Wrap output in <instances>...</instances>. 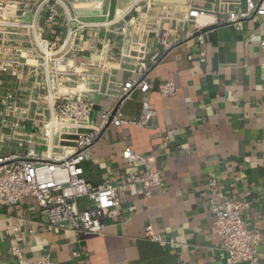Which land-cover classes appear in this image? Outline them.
<instances>
[{"label":"crops","instance_id":"1","mask_svg":"<svg viewBox=\"0 0 264 264\" xmlns=\"http://www.w3.org/2000/svg\"><path fill=\"white\" fill-rule=\"evenodd\" d=\"M192 4L214 8L220 23L227 11L244 7L222 0ZM193 32L191 23L171 31L169 42L179 43L148 75L155 84L173 82L178 95L136 93L120 111L138 117L141 102L147 101L158 112L151 127L107 126L91 149V160L82 165V177L96 186H118L148 169L161 173L162 184L152 188L150 196L140 185L135 194L121 191L120 205L103 221L104 234L89 238L45 227L33 197L0 207V264H18L16 250L29 261L49 257L54 264H231L215 229L210 205L214 195L221 202H249L247 226L264 233V17L258 23L246 21L243 29L216 24L204 45L185 40ZM92 36L86 33L82 42ZM99 38L118 57L121 38L104 33ZM158 42L156 35L150 36L149 52L160 48ZM79 56L86 61L88 52ZM129 78V73H117L118 81ZM89 98L94 103L92 120L100 125L101 114L115 107L117 99L97 94ZM126 146L154 160L130 163L123 158ZM210 179L218 182L213 192ZM149 225L172 242L149 240ZM256 251L259 264H264V245Z\"/></svg>","mask_w":264,"mask_h":264},{"label":"built area","instance_id":"2","mask_svg":"<svg viewBox=\"0 0 264 264\" xmlns=\"http://www.w3.org/2000/svg\"><path fill=\"white\" fill-rule=\"evenodd\" d=\"M112 1L0 0V207L33 197L45 227L77 232L83 238L104 234L103 221L120 205L121 191L135 194L140 185L150 196L163 182L161 173L148 169L118 186H96L82 177V165L91 160V149L107 126L149 128L157 119L158 112L147 101L141 102L138 117L121 113V106L132 102L136 93L178 95L173 82L148 80L151 69L179 43L169 42L171 31L191 23L194 32L185 40L204 45L216 24L243 29L246 21L258 23L264 17V0H222L244 7L227 11L221 23L214 8L195 6L193 0H115L110 20ZM88 32L93 36L84 43ZM102 33L121 38L118 57L100 40ZM151 35H156L160 48L149 52ZM261 50L264 55V36ZM84 52L86 61L79 56ZM118 72L132 78L118 81ZM90 94L117 99L115 107L101 114L100 125L92 120ZM123 158L140 164L154 160L130 146ZM217 184L210 179L209 190ZM210 205L230 263L259 264L256 248L264 245V233L247 226L244 213L250 203L221 202L214 195ZM146 231L153 242H172L155 234L152 225ZM15 256L18 264H54L49 257L29 261L19 250Z\"/></svg>","mask_w":264,"mask_h":264},{"label":"water","instance_id":"3","mask_svg":"<svg viewBox=\"0 0 264 264\" xmlns=\"http://www.w3.org/2000/svg\"><path fill=\"white\" fill-rule=\"evenodd\" d=\"M106 5H108V3H106ZM115 8H116V1H112L111 7H110V17L109 19L111 20L115 14ZM96 21H103V20H99V19H95Z\"/></svg>","mask_w":264,"mask_h":264},{"label":"rangeland","instance_id":"4","mask_svg":"<svg viewBox=\"0 0 264 264\" xmlns=\"http://www.w3.org/2000/svg\"><path fill=\"white\" fill-rule=\"evenodd\" d=\"M38 150H40V148H38Z\"/></svg>","mask_w":264,"mask_h":264}]
</instances>
